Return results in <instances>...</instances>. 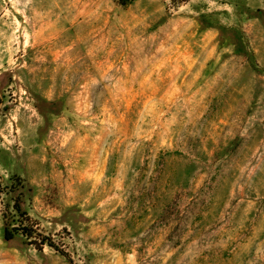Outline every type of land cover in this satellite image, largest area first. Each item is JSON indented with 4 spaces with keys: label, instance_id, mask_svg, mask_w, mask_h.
<instances>
[{
    "label": "rangeland",
    "instance_id": "obj_1",
    "mask_svg": "<svg viewBox=\"0 0 264 264\" xmlns=\"http://www.w3.org/2000/svg\"><path fill=\"white\" fill-rule=\"evenodd\" d=\"M0 264H264V0H0Z\"/></svg>",
    "mask_w": 264,
    "mask_h": 264
},
{
    "label": "trees",
    "instance_id": "obj_2",
    "mask_svg": "<svg viewBox=\"0 0 264 264\" xmlns=\"http://www.w3.org/2000/svg\"><path fill=\"white\" fill-rule=\"evenodd\" d=\"M17 212H18V210L17 209H15ZM24 216V215H23ZM24 234H25V236L24 235H22V236H24L26 239H27V237L28 236H30V233L28 234V233H25V232H23ZM18 234H16V232L15 231H8V229L7 228H4V232H3V237H4V240L5 241H10V240H12L15 236H17ZM28 240V239H27ZM31 242V241H30ZM43 244H46L47 246H49L50 248H55L54 247V245L52 244V242H50V241H47L46 243L44 242Z\"/></svg>",
    "mask_w": 264,
    "mask_h": 264
}]
</instances>
